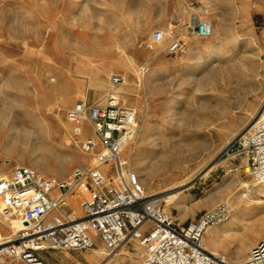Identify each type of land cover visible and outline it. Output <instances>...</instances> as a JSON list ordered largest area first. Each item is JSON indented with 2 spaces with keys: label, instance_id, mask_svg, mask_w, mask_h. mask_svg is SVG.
I'll return each mask as SVG.
<instances>
[{
  "label": "rangeland",
  "instance_id": "rangeland-1",
  "mask_svg": "<svg viewBox=\"0 0 264 264\" xmlns=\"http://www.w3.org/2000/svg\"><path fill=\"white\" fill-rule=\"evenodd\" d=\"M180 1L188 0H0V176L16 166L35 165L45 176L68 179L89 158L74 144L67 111L116 92L138 113V135L126 158L146 180L147 192L179 194L175 201L164 198L167 213L180 225L230 203L232 218L209 230L204 242L208 251L239 263L264 241L263 215L255 203L241 201L247 192L242 185L256 186V191L263 185L246 173L243 160H227L226 152L264 113V0H236L244 2L238 8L250 13V21H228L217 0H191L215 33L208 39L189 36L185 53L170 55L167 41L155 44L152 35L174 28L166 12ZM96 50L110 62L94 61ZM148 65L142 76L140 70ZM114 66L128 78L127 86L118 89L111 83ZM13 125L34 129L46 148L36 156L12 147ZM86 130L93 134L89 126ZM155 143L160 144L156 149ZM155 153L159 158L152 159ZM79 198L71 201L76 216L81 214ZM1 209L0 201L3 242L19 224H7ZM233 224L236 232L213 237ZM244 233L250 251L235 259ZM95 242L90 252H102V242ZM77 255L75 263L105 260L94 253ZM104 264H144L143 251L131 243Z\"/></svg>",
  "mask_w": 264,
  "mask_h": 264
},
{
  "label": "built area",
  "instance_id": "built-area-1",
  "mask_svg": "<svg viewBox=\"0 0 264 264\" xmlns=\"http://www.w3.org/2000/svg\"><path fill=\"white\" fill-rule=\"evenodd\" d=\"M193 23L197 37L212 36L211 22L194 18ZM152 39L155 44L167 41L170 55L184 47L174 28L157 30ZM148 72L141 69L142 76ZM111 83L119 89L127 86L128 78L114 75ZM66 118L73 127L76 148L89 159L64 180L30 166H16L0 177L1 215L6 222L17 221L20 226L0 244V264H46L40 253L87 252L96 249V240L103 244L104 262L136 243L143 251L144 264H264V241L239 263L206 248L207 232L232 218L230 203H221L197 220L180 225L167 213V200L147 192L132 160L126 158L138 135V113L123 104L120 94H109L101 105L78 102ZM86 126L92 135L87 134ZM226 155L227 160H243L246 173L258 185L264 184V113L233 141ZM77 197L79 216L71 209V201Z\"/></svg>",
  "mask_w": 264,
  "mask_h": 264
},
{
  "label": "crops",
  "instance_id": "crops-1",
  "mask_svg": "<svg viewBox=\"0 0 264 264\" xmlns=\"http://www.w3.org/2000/svg\"><path fill=\"white\" fill-rule=\"evenodd\" d=\"M190 1V2H189ZM217 6L220 7V12L222 15L226 16V19L228 21H234V20H243V21H250L251 20V15L250 13H241V10H239L238 7L243 6L242 4L244 2L238 3L236 0H217ZM176 6L175 10H170L169 12L167 11V16H169V19L171 20L172 24L174 25V29L178 32V34L181 36L183 42H184V47L183 49L176 55H180L185 53V41L189 36H196V27L194 26V18H198L200 20H203L202 18L204 17V14L202 13L201 10H198V6H195L191 0L188 1H180ZM186 6V7H184ZM237 9V12H235ZM242 9V8H241ZM244 9H242L243 12ZM67 33H70L67 31ZM166 43L160 44V45H165ZM167 45V44H166ZM98 52V54H97ZM95 56H94V61H97L99 63H106L110 62V60L106 58L101 57V53L99 51H95ZM121 59V58H120ZM122 60V59H121ZM115 63L117 62V59L115 58ZM120 62V61H119ZM149 70V65L146 67ZM141 72V70H140ZM124 73L121 71V68L118 66H114L113 70V75H123ZM111 76V77H112ZM126 77V76H125ZM111 80V78H110ZM107 101H99V100H94L92 101L91 104H104ZM86 102H89L87 99ZM96 252V251H95ZM90 252L87 251L86 253H82L81 255H87L89 253H94L96 256H98L97 252ZM67 255H61L59 251H47L39 254V257L46 263V264H73L72 262L75 263V256L77 254H74L72 252H66ZM77 255V256H81ZM98 261L96 264H104V260H100L97 257ZM75 264H81L79 261L76 262Z\"/></svg>",
  "mask_w": 264,
  "mask_h": 264
},
{
  "label": "bare ground",
  "instance_id": "bare-ground-1",
  "mask_svg": "<svg viewBox=\"0 0 264 264\" xmlns=\"http://www.w3.org/2000/svg\"><path fill=\"white\" fill-rule=\"evenodd\" d=\"M214 32V28L212 30V35H213ZM218 51V50H217ZM236 68V67H235ZM56 80H54L55 82ZM175 105V104H174ZM174 114V113H173ZM0 119H3L2 117H0ZM2 121V120H1ZM36 126L37 125H41L42 122L39 121L37 123H34ZM45 126V125H44ZM66 127V125H65ZM41 128V127H40ZM42 131V129H39ZM11 131L13 134H11L10 136V142L9 144L12 146V147H17V148H22V149H30L33 151V154L34 155H39L38 152H41L43 151L46 147H45V141L42 140L41 137H39L37 134H35L34 132V129L33 130H30V129H26L24 127H20L19 125H13L12 128H11ZM156 131V130H155ZM159 131V130H157ZM161 131H164V128L160 129V132ZM40 132V131H39ZM162 133V132H161ZM160 133V135H161ZM47 136V135H46ZM151 135H147L146 136V139L148 140V138H150ZM156 136V135H155ZM163 137V135H162ZM47 138V137H46ZM164 138V137H163ZM166 138V137H165ZM73 139V138H72ZM144 139V137H143ZM156 140V139H154ZM165 140V139H164ZM168 142V141H167ZM73 143V141H72ZM169 143V142H168ZM160 145V144H154L155 146V149L157 148V146ZM168 145V144H167ZM45 147V148H44ZM135 148V147H134ZM37 153V154H36ZM74 153V152H73ZM152 159H156V158H159V155L157 153L153 154V156H151ZM161 159V158H160ZM87 159L85 158V161ZM33 167H35L36 169V166L34 165ZM143 167V166H142ZM148 168V167H147ZM41 170V169H40ZM138 175L140 174L137 170H135ZM46 172V171H45ZM6 174H3L1 175L0 177L2 176H5ZM140 180L142 182V184L144 185L146 183V180L145 179H142V176H140ZM55 179V178H53ZM263 187L256 191L255 190V187L256 186H252V189H251V186H248V185H245L243 184L242 185V189L245 188L247 189V192H248V195H247V198H244L243 196H241V201L248 204V203H255L256 206H257V210L259 213H262L263 215V218L261 220V226L264 227V184H262ZM222 191V190H221ZM220 191V192H221ZM166 192V191H165ZM216 195V194H215ZM219 195V194H218ZM217 195V196H218ZM254 196H258L259 198L257 200H253L254 199ZM164 197H166L167 199H174V201L178 198H175V196L173 195H170V193H167L164 195ZM179 197V196H178ZM216 197V196H215ZM214 198V197H213ZM218 198V197H217ZM211 199V198H210ZM169 201V200H168ZM177 202V201H176ZM181 203V202H180ZM179 204V203H178ZM249 207V206H248ZM254 213V212H253ZM244 220H242L243 222ZM6 222V221H5ZM245 222V221H244ZM7 224H12L14 223V221H11V222H6ZM260 225V224H259ZM258 225V226H259ZM20 228L19 225L16 226V231ZM252 228V227H250ZM254 228V227H253ZM211 230V229H210ZM238 230V225L237 224H233V225H225L223 227H221L218 231L214 232V236L213 237H220L221 235H225V234H228L230 232H236ZM263 230V229H262ZM209 232V231H208ZM207 232V233H208ZM213 234V233H212ZM243 236L241 237V240L239 241V244L238 246L236 247L235 249V252H234V258L235 259H242L246 256V254L250 251V248H251V243L249 241V237H247L244 234H242ZM11 237H9L8 239H6L5 241L3 242H0V244L2 243H6ZM243 239V240H242ZM252 251V250H251ZM251 253V252H250ZM98 255H103L102 252H97ZM235 263H238V262H235Z\"/></svg>",
  "mask_w": 264,
  "mask_h": 264
}]
</instances>
